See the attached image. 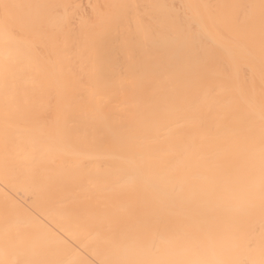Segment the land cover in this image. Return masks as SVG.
<instances>
[{"label":"bare ground","instance_id":"obj_1","mask_svg":"<svg viewBox=\"0 0 264 264\" xmlns=\"http://www.w3.org/2000/svg\"><path fill=\"white\" fill-rule=\"evenodd\" d=\"M0 264H264V0H0Z\"/></svg>","mask_w":264,"mask_h":264},{"label":"rangeland","instance_id":"obj_2","mask_svg":"<svg viewBox=\"0 0 264 264\" xmlns=\"http://www.w3.org/2000/svg\"><path fill=\"white\" fill-rule=\"evenodd\" d=\"M83 5H84V8H86V9L88 8V9H89V7H87V6L85 7V4H83ZM83 5H82V6H83ZM88 6H89V5H88ZM86 9H85L84 12H87V11H88V9H87V10H86Z\"/></svg>","mask_w":264,"mask_h":264}]
</instances>
